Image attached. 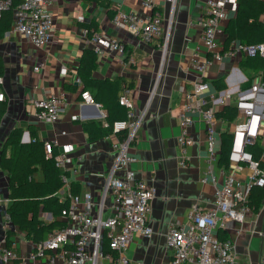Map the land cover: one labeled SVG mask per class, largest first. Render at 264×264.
I'll return each mask as SVG.
<instances>
[{
	"label": "crops",
	"instance_id": "obj_1",
	"mask_svg": "<svg viewBox=\"0 0 264 264\" xmlns=\"http://www.w3.org/2000/svg\"><path fill=\"white\" fill-rule=\"evenodd\" d=\"M47 2L48 10L55 17L53 32L56 38L50 43L35 47L22 34L11 32L13 18L9 29L0 36V55L5 67L0 75L4 79L2 88L6 94V100L0 102V107L5 106L0 115V156L15 129L20 131L23 142H29L32 138L57 140L54 155L62 150L63 144H72L73 150L67 156L65 167L61 169L56 166L63 173L64 185L54 196L61 200L68 199L69 205L72 195L84 197L91 193L95 200L94 213L99 212L104 184L116 152L111 131L91 139L84 129V124L90 121H101L104 127L108 125L107 109L93 97L92 102L85 101V94L91 95L90 90L85 88L89 73L79 66L82 52L86 48L95 50L92 35L85 32L86 24L94 21L98 26L97 33L122 39L127 52L120 54L105 48L102 55L97 53V68L92 76L97 79L120 77L121 94L125 86L129 87L136 113L144 114L142 126L130 149L135 160L120 169V174L130 170L156 189L150 214L154 234L134 238L127 249L128 264H171V249L166 242L169 229L176 225L186 226L188 213L194 205L204 209L214 206L215 190L226 179L218 158H209L206 125L200 115H194L191 130L195 142L188 146L186 157L178 141L181 133L179 111L185 102L184 93L192 88L193 81L198 77L191 64L193 60L202 61L208 57L202 41V28L198 23L205 14V0L177 1L170 51L158 81L161 63L158 44L145 43L125 27L111 22L118 7L144 17L150 15L151 10L144 7L141 0ZM156 3L162 18L168 19L171 2L156 0ZM235 15L232 14L221 24L219 37L224 47L230 42H226V26ZM80 16L84 19H79ZM64 68L68 70L66 74H62ZM256 74L247 69L243 58H224L209 66L207 78L211 91L218 95L222 91L235 93L238 86L249 87L251 82L259 79ZM218 79H223L224 88L215 83ZM60 94L65 96V108L60 119L53 123L38 120L34 101ZM236 98L234 95L227 98L226 103L212 104L209 101L207 104L213 105L220 119L217 137L222 143V154L225 136L230 150L231 129L237 121ZM226 105L236 110L232 119L219 115ZM122 109L126 111L124 106ZM73 115L78 118L73 119ZM6 148L9 155L10 148ZM257 152L259 155V148ZM250 173L251 169L244 166L237 177L246 181ZM34 178L42 182L45 179L43 170L38 169ZM10 203L8 176L0 166V264H4L1 253L5 247H13L21 256H28L36 243L26 230L9 219L7 210ZM112 206L113 197L110 196L104 202V218L112 215ZM38 217L45 224L54 219L63 225L67 223L61 213L54 217L51 212L40 210ZM219 232L226 235L222 238L234 242L237 264H264V197L259 208L251 207L243 223L229 222L228 228L219 229ZM104 248L108 249L107 242ZM102 261L103 264H111L108 260ZM29 264L66 263L61 259L55 263L38 259Z\"/></svg>",
	"mask_w": 264,
	"mask_h": 264
},
{
	"label": "built area",
	"instance_id": "obj_2",
	"mask_svg": "<svg viewBox=\"0 0 264 264\" xmlns=\"http://www.w3.org/2000/svg\"><path fill=\"white\" fill-rule=\"evenodd\" d=\"M171 11L164 20L157 8L156 0H141L144 7L151 10L150 15L141 16L135 11L118 7L111 18L112 24L125 27L145 43H156L160 50V69L158 81L166 66L169 55L174 14L178 0H169ZM239 0H205V14L198 23L202 28V41L207 58L192 62L198 77L192 88L185 91V102L179 111L181 133L178 138L181 150L186 157L188 146L195 142L191 130L194 115L202 117L206 125V144L210 160L218 158L226 176L225 182L215 190L214 206L206 209L194 205L188 213L186 226L176 225L166 235L167 246L171 249V264H237L234 242L219 236V229H227L229 222L243 223L250 212L249 199L252 188L264 187V79L250 83L235 93L222 91L218 95L210 89L208 68L214 61L224 58H254L264 56L263 42H243L233 39L227 47L222 46L219 34L221 24L238 10ZM47 0H22L13 6V0H0V16L13 8V23L10 31L22 34L35 47H42L56 38L53 32L55 17L48 10ZM79 19L83 20V16ZM264 22V12L261 16ZM88 32V29H85ZM96 53L102 55L105 48L120 54L127 52L125 42L120 38L92 34ZM132 61V58L130 59ZM62 70V74L67 73ZM249 79L247 78L246 81ZM4 83L0 75V102L6 100ZM130 88L125 86L119 98L120 105L126 108V117L115 120L111 125L115 160L104 184L99 204V212L94 213L95 200L91 193L84 197L72 195L70 204L61 212L66 224L51 231L47 238L35 243L28 256H21L13 247H5L1 253L4 264H29L30 261L48 259L55 263L58 259L66 264H128L127 249L138 235L151 237L154 234L150 224L152 201L156 189L143 178H137L130 170L120 174L135 160L130 149L136 141L143 123V112L137 114L130 96ZM155 89L151 92L153 95ZM236 95L234 106L237 121L231 129V144L227 157L222 154V143L217 137L220 119L212 104L226 103V99ZM85 101L92 102V96L85 94ZM36 117L44 122H57L65 108L64 94L39 98L34 101ZM77 119V115L72 116ZM222 126H220L221 128ZM57 140H44L45 154L53 157L55 165L63 169L72 144H63L62 150L54 155ZM257 145L259 155L249 150ZM184 164V161L181 160ZM248 166L251 173L246 181L240 180L237 173ZM113 197V213L103 217L104 202ZM107 242L108 249L104 248Z\"/></svg>",
	"mask_w": 264,
	"mask_h": 264
},
{
	"label": "trees",
	"instance_id": "obj_3",
	"mask_svg": "<svg viewBox=\"0 0 264 264\" xmlns=\"http://www.w3.org/2000/svg\"><path fill=\"white\" fill-rule=\"evenodd\" d=\"M22 0H13V6ZM264 12L263 0H239L238 10L235 17H232L226 26V42L238 39L243 42H263L264 22L261 19ZM13 8L6 10L0 16V36L11 26ZM88 34L91 36L98 31V26L93 21L86 24ZM248 70L254 71L256 76L264 79V56L254 58H243ZM79 66L89 73L85 80V88L90 90L93 99L107 109L108 125L103 126L101 121H90L84 124L85 131L91 139L103 136L111 131L112 123L117 119H123L126 111L119 104L121 94L120 77L113 79H97L92 76L97 68V53L93 49L86 48L81 56ZM4 61L0 55V74L4 73ZM254 76H251L253 78ZM250 78V79H251ZM222 88L225 87L223 79L215 81ZM94 90L96 92H94ZM5 106L0 107V115ZM234 107L226 105L220 112V116L232 119L235 116ZM44 141L32 138L29 142L21 140V133L15 129L9 136L4 151L0 156V166L8 176L9 198L11 203L8 206L9 219L27 234L36 243L44 240L47 233L62 226V222L54 219L50 223H41L39 211H49L54 217L59 215L68 206V199H60L54 194L64 185L63 173L54 162L53 157H47L44 152ZM6 147L10 148V154H6ZM227 137L223 140V156L227 157L229 152ZM256 156L258 148L250 146ZM42 169L45 179L42 182L36 181L34 173ZM264 197V187L255 186L252 188L249 205L259 208ZM221 237L226 235L219 232Z\"/></svg>",
	"mask_w": 264,
	"mask_h": 264
}]
</instances>
